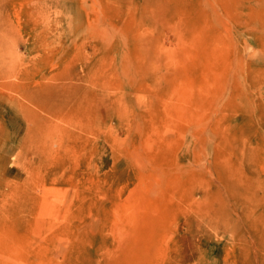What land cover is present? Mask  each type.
<instances>
[{"label": "rangeland", "instance_id": "1", "mask_svg": "<svg viewBox=\"0 0 264 264\" xmlns=\"http://www.w3.org/2000/svg\"><path fill=\"white\" fill-rule=\"evenodd\" d=\"M0 264H264V0H0Z\"/></svg>", "mask_w": 264, "mask_h": 264}]
</instances>
